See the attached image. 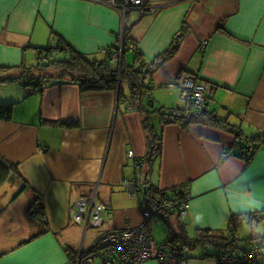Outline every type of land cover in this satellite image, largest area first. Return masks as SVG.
I'll use <instances>...</instances> for the list:
<instances>
[{
  "label": "crops",
  "instance_id": "crops-1",
  "mask_svg": "<svg viewBox=\"0 0 264 264\" xmlns=\"http://www.w3.org/2000/svg\"><path fill=\"white\" fill-rule=\"evenodd\" d=\"M146 1L156 11L142 15L133 9L126 21L141 58L135 60L134 45H124L123 63L152 62L185 33L176 52L147 76L153 103H144L167 110L188 107L179 84L183 75H193L213 87L207 111L242 132L244 147L223 127L171 123L164 129L160 158L144 167L154 189L172 194L185 185L190 195L186 215L173 211L157 222L192 243L182 244L168 232L166 241L182 245L189 264H222L217 256L232 247L221 245L217 236L236 238L240 252L246 247L240 241L264 242V138L252 140L264 137V0ZM123 24L124 10L111 0H0V72L17 76L23 65H35L36 48L55 43L57 35L89 58L101 55L112 64L110 53L121 49ZM9 84L10 93L0 97V106L13 107L10 119L0 120V158L15 165L30 188L22 191L21 184L9 181L0 185V264H76L107 228L141 225V196H129L122 183L135 176L136 161L148 153L145 115L129 109L119 90L83 92L74 84L49 83L34 93ZM123 94L130 96L127 83ZM245 147L253 148L249 159ZM95 191L113 218L89 236L94 228L84 233L74 224L72 208ZM35 193L42 197L48 231L28 219ZM252 214L261 216L238 220ZM253 264H264V256Z\"/></svg>",
  "mask_w": 264,
  "mask_h": 264
},
{
  "label": "trees",
  "instance_id": "trees-1",
  "mask_svg": "<svg viewBox=\"0 0 264 264\" xmlns=\"http://www.w3.org/2000/svg\"><path fill=\"white\" fill-rule=\"evenodd\" d=\"M128 32L129 31H127L124 35V45H134L136 51L135 60H139L141 58V54L138 51L136 41H134V39L128 35ZM184 33L185 30H182L181 34L177 36L171 47L163 55L156 58V60L149 63L142 62L137 66L127 65L122 62L121 65L116 67L113 66V63L110 64L108 60H90L88 56L74 49L61 36L57 35L55 43L36 48L37 63L35 65H23L20 67V73L17 76H9L4 79V81L17 82L24 88H32L34 93H42L45 86L49 83H58L60 85L74 84L79 86L83 92H104L119 90L121 99H126L129 109L134 108L145 115L144 127L147 132L149 150L145 158L146 160L140 162L143 173L144 167L146 165L149 168L153 166L155 160L160 158L164 129L165 126L171 123H179L186 128L193 123L223 127L231 132H234L239 140L237 145L244 147L245 145H243L242 141H240L242 136L240 127L238 128L229 124L228 121L220 118L218 115L210 111H198L190 103H187L188 107L171 110H167L165 108H151L144 103L146 99L148 101L151 100V103H153L152 97L150 95V92L153 90V84L150 81L147 82V76L154 75L159 66L176 52L181 38L184 36ZM61 56L64 57L61 58ZM124 83L128 84L130 91L129 97L123 94ZM211 98L212 94L208 97L207 105ZM12 108V105L0 106V120H9L11 117ZM153 117L157 120H153ZM261 138L264 137L257 136L252 138V140H259ZM248 149L249 147H245L246 151ZM246 151L244 154L245 156H247ZM252 154L253 153L251 151L250 155L247 156V159L251 158ZM5 181H9L15 185L21 184L22 191H26L30 188V185L23 178L19 169L15 165H10L5 160L0 158V185ZM148 191L154 201L160 202H170L176 192L175 189L172 191V194L169 192H162L160 190L154 189L152 185ZM27 215L31 224L37 228H41L44 231H48V221L44 204L41 195L38 193H35V198L33 203L28 208ZM259 216H261V214H252L249 216L239 217L238 220L242 221V219H245L249 221H255L260 218ZM168 229V233L171 234V236H175V238L182 242V244L188 245L192 243V241H190L184 233L176 234L170 225ZM217 237L221 245L232 247L225 251V253L235 252V243L237 241L236 238H231L232 240H230L223 235ZM206 238L204 237V239L201 238L200 240L203 242V240H206ZM172 239L170 240L175 242ZM250 240H252V238ZM250 246L252 247H245L241 250L243 252H252L253 248L255 247H258L259 250H262L264 249V242H259L255 245H253L251 242ZM237 251L240 252V250ZM91 252L92 249L88 253ZM261 256H264V254H261ZM217 257L220 260L221 256L218 255Z\"/></svg>",
  "mask_w": 264,
  "mask_h": 264
},
{
  "label": "built area",
  "instance_id": "built-area-1",
  "mask_svg": "<svg viewBox=\"0 0 264 264\" xmlns=\"http://www.w3.org/2000/svg\"><path fill=\"white\" fill-rule=\"evenodd\" d=\"M111 2L124 10L123 35L130 27L126 21L127 14L131 10H137L142 15L156 11V8L149 5L146 0H111ZM122 38L120 51L110 53L111 62L120 65L124 55V36ZM179 85L181 99L184 102L190 103L198 111L207 110V100L212 94V86L199 82L195 76L188 74L183 75ZM252 149L246 151L247 156ZM128 157L134 158V152L130 151ZM145 158L146 156L136 161L135 176L122 183L129 196H141L143 223L137 227L124 229L107 228L96 240L92 252L80 254L76 264H92L96 258H100L102 264H143L151 260L159 261L161 264H189L181 245L172 241L157 242L153 228L155 221L167 219L173 211L186 215L189 192L185 185H180L175 188L176 192L170 202L154 201L148 191L151 184L140 166V162L145 161ZM96 195L95 191L91 196L79 197L72 208V222L82 226L84 233L89 228L102 229L108 226L113 218L110 206L98 200ZM261 254H264V249L259 250L255 247L252 252L242 251L238 254L226 252L220 255V261L222 264H253Z\"/></svg>",
  "mask_w": 264,
  "mask_h": 264
},
{
  "label": "rangeland",
  "instance_id": "rangeland-1",
  "mask_svg": "<svg viewBox=\"0 0 264 264\" xmlns=\"http://www.w3.org/2000/svg\"><path fill=\"white\" fill-rule=\"evenodd\" d=\"M63 57L64 56H61V58H63ZM89 59L90 60H102L101 55L92 56V58L90 57ZM11 75L12 74H10L9 72H5V74H3L2 71L0 72V97L2 95L5 96V94L10 93V89L12 88V84H9V83H11L10 81H4V79H6L7 77H9ZM88 231H89V236H90V233H93V232H95L97 230L96 229L95 230L94 229H89ZM167 232H168V228H167V225L164 222H162V221L161 222H157L156 221L154 223V236H155L157 242H159V243L165 242L167 240V236H166ZM248 236H250V234H248ZM248 236H244L243 239H247ZM240 242H241L242 245H244V246L246 245V248L252 247V246L248 245L249 241L248 242L247 241H240ZM101 262L102 261H101L100 258L96 259V264H102ZM188 262H189V259H188Z\"/></svg>",
  "mask_w": 264,
  "mask_h": 264
},
{
  "label": "water",
  "instance_id": "water-1",
  "mask_svg": "<svg viewBox=\"0 0 264 264\" xmlns=\"http://www.w3.org/2000/svg\"><path fill=\"white\" fill-rule=\"evenodd\" d=\"M132 28H133V26H130V27H129V29H132Z\"/></svg>",
  "mask_w": 264,
  "mask_h": 264
}]
</instances>
